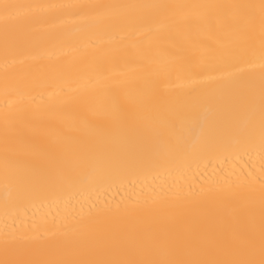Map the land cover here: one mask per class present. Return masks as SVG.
Returning a JSON list of instances; mask_svg holds the SVG:
<instances>
[{
    "label": "bare ground",
    "instance_id": "1",
    "mask_svg": "<svg viewBox=\"0 0 264 264\" xmlns=\"http://www.w3.org/2000/svg\"><path fill=\"white\" fill-rule=\"evenodd\" d=\"M0 264H264V0H0Z\"/></svg>",
    "mask_w": 264,
    "mask_h": 264
}]
</instances>
